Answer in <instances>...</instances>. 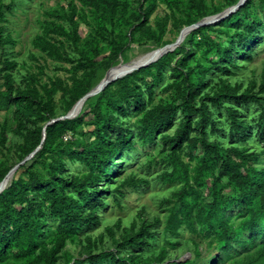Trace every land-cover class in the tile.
Masks as SVG:
<instances>
[{
  "label": "trees",
  "instance_id": "obj_1",
  "mask_svg": "<svg viewBox=\"0 0 264 264\" xmlns=\"http://www.w3.org/2000/svg\"><path fill=\"white\" fill-rule=\"evenodd\" d=\"M76 1L80 9L70 0L57 13L68 28L44 21L42 31L31 40L33 50L69 65L55 70L69 74L71 84L60 77L46 76L47 80H42L44 65L37 66L38 72L27 76L24 87L15 86L12 71L17 64L11 58L2 60L0 108L13 104V133L21 138L14 147L16 164L40 148L18 167L23 176L12 177L0 193V264L8 258H12V264H58L60 259L64 264H162L168 259L167 246L174 249L180 244L178 237L182 230L188 233L185 243L191 258L167 264H264V166L261 163L264 146L250 147L244 143L225 147L209 138V133L217 132L214 113L222 114L223 110L229 120L230 136L245 142L251 137L248 130L256 129L264 142V97L261 96L264 74L256 91V82L242 89V84L227 81L239 67L236 60L250 61L264 36V33L259 34L264 29V15L261 18L254 11V0H246L218 22L193 29L174 50L109 83L96 95L89 110L92 117L88 123L93 130L87 142L73 139L85 123L86 112L80 114V111L73 119L51 121L63 117L93 88L99 66H116L118 54L128 43L145 45L148 42L159 48L174 43L176 39L163 41L168 23L179 33L234 6L239 0H224V6H209L205 0H138L134 11L125 4L120 6L119 0ZM159 5L165 10H158ZM11 6V2L0 1V48L4 50L16 44L5 26L4 13H9ZM84 7L92 12L101 9L99 22L106 20L113 30L123 22L133 27L130 35L122 32L113 37L98 31V36L111 49L100 61L96 59L102 49L97 36L93 37L91 45L79 46L81 38L76 19L85 24ZM152 15L154 27L149 24ZM135 32H138L136 39ZM213 33L221 37L215 41ZM64 41L70 44L74 55L65 49ZM187 44L190 47H186ZM196 48H202L198 58ZM211 56L214 62L210 61ZM167 69L172 72V80L162 88L168 93L167 99L152 104L154 90L163 82ZM212 70L222 77L215 89L204 92ZM58 93L63 100L56 108ZM227 101L259 107L256 127L252 128L236 107L229 102L226 104ZM131 109L138 116L133 125L123 122ZM176 120L178 124L172 134H160ZM5 128L6 122L0 124V147L6 141ZM113 129L118 131L115 136L109 132ZM195 130L198 135L191 136ZM156 141L169 150L168 169L160 174V182L179 184L165 202L168 208L161 233L156 230L161 224L158 218L148 222L138 217L139 225L132 222L128 228H120L117 222L118 239H114L113 226L105 229L114 244L113 252L95 253L103 236L96 241L85 236L81 243L87 247V255L70 263L69 255L64 252L67 242L76 241L80 234L100 226L97 211L105 207L100 196L101 185L114 173H121L122 162H115L116 157L130 153L136 144L145 146ZM183 150L189 157L187 163L179 157ZM66 163H79L88 170L68 177L64 175ZM10 167L0 163V182ZM141 183L147 184V181L128 176L110 195L123 197L124 188L135 189ZM204 188L209 191V201L201 195ZM49 221L56 226L53 236L45 240L44 227ZM157 235L162 245L156 255L136 251L149 247V240ZM201 242L205 255H202ZM121 249L128 251L122 255Z\"/></svg>",
  "mask_w": 264,
  "mask_h": 264
},
{
  "label": "rangeland",
  "instance_id": "obj_2",
  "mask_svg": "<svg viewBox=\"0 0 264 264\" xmlns=\"http://www.w3.org/2000/svg\"><path fill=\"white\" fill-rule=\"evenodd\" d=\"M4 4L12 3L10 8V12H5V17L7 19L6 31L9 32L12 38L16 41L14 47H7V49L0 48V68L2 64V60L7 57L14 60L17 64L16 68L12 71L13 80L15 82V86L24 87L26 78L31 73H37V66H46L44 69L45 75H42L40 78L42 80H47L48 77H60L64 81L66 80L69 84L71 82L68 80L69 74L65 72H61L55 70L58 66L68 67L66 63H61L58 61H54L39 51L33 50L31 47V40L34 35L40 33L43 28L44 21H50L55 24L62 25L64 28H68V24L64 19L58 17L57 13L60 7H66V5L70 2V0H0ZM207 5H222L224 6V0H205ZM73 3L80 9L81 5L76 0H73ZM120 6L125 4L129 7L130 11H134L137 9L138 0H119ZM164 9V6L159 5L158 10ZM227 9V8H226ZM225 10V8H224ZM254 11L259 15H264V2H260L259 0H254ZM119 13V12H118ZM85 14V24L81 23L78 19H76L79 23L78 33L80 35L79 46L84 47L85 45H91L93 42V37L97 36L100 43L99 45L102 47L100 56L96 59L100 61L105 56H108L110 53V47L101 39L100 35L98 36V31L102 30L105 36H115L119 33H125L130 35L133 27H128L126 25L121 24L117 29L113 30L110 24L105 20L100 23V15L102 14V10L99 9L97 11H90L87 7H84ZM183 16V15H182ZM149 24L154 27V15L151 16L149 20ZM213 24V23H212ZM264 33V29L259 31V34ZM179 33L176 28L172 27L170 23L167 25V32L163 37L164 42H169L171 40H175L178 37ZM215 41L219 39L221 36H218L217 33L212 34ZM134 38L138 37V32L133 34ZM184 39L182 40V42ZM144 42V40H142ZM182 42L178 45L180 46ZM65 49L74 55V51L70 44L64 41ZM186 47H190L187 44ZM159 47H154L150 45V43H145V45H137L136 43L127 44L122 53L118 54L116 63L118 67L116 69L122 68L121 66L124 64H131L138 58L142 56L148 55L150 52L157 50ZM202 48H196L197 55L199 57V53ZM31 55H34L37 60L33 59ZM210 61L215 59L214 57H210ZM213 60L212 62H214ZM238 63V68L233 70V75L227 78V81L230 84H242V89H244L251 82H256L255 91L258 89V85L262 80V76L264 74V36L260 39L257 49L253 52L252 58L250 61H243L241 59L236 60ZM39 64V65H37ZM115 66V65H114ZM112 67V66H110ZM108 66H99L97 69V74L95 80L92 82V87L96 86L101 78L107 73L110 69ZM171 70L167 69L165 72V77L163 82L158 85L154 90V99L152 104H156L162 102L167 99L168 93L163 91V87L172 80ZM80 74V72L78 73ZM222 75L219 74L216 70H212V72L208 75V79L206 82L209 83V86L204 90V92L209 91L210 89H215L216 84L219 78ZM3 83L2 74L0 73V85ZM97 95V94H96ZM96 95L92 96L83 106L82 110H80V114L83 112L87 113L85 118V123L82 127L77 130V133L74 135L73 139L83 140L85 142L91 139L90 132L93 130V126L88 122L91 119V114L89 110L92 104L95 101ZM264 97V93L261 94ZM146 101V96L144 97ZM56 100V108H58L59 104L63 100L60 93L55 96ZM229 102V103H228ZM230 104L233 108H237L238 113L242 116L252 128L256 127V121L258 120L259 107L253 106L252 104H248L246 106L238 105L235 102L227 101L226 104ZM151 104V105H152ZM149 106V105H148ZM14 110L15 107L13 104H9L7 107L0 108V124L6 122L5 128V136L6 141L3 147H0V163L5 164L6 166H11L12 169L17 164V159L14 156V147L18 143L21 142V138L14 135L13 130L15 128L14 123ZM222 114L214 113V118L218 121L215 123V129L217 132L215 134L209 133V138L218 140L225 147L234 144L236 146L242 145L244 143L248 144L250 147L264 146V142L259 139V134L256 133L255 130H248V134H251V137L247 138L246 141H240L238 138L232 137L228 133L229 129V120L227 115L223 110L220 111ZM66 115V114H65ZM61 117V116H60ZM138 118L133 110H129L128 114L123 119V122L126 124L133 125L135 120ZM179 119V117H178ZM178 124V120H176L173 126L167 130L160 131V134H172ZM112 136H115L118 131L116 129L109 131ZM198 130H195L191 133V136H197ZM159 136L157 139H159ZM199 154V151H197ZM169 150L163 148L160 144V141H156L154 144L141 146L140 144H136L135 148L130 151V153H124L116 157L115 162H122L120 166L121 173L116 175L115 173L111 176L110 180L107 182H103L101 185V197L105 202V207L98 210V215L101 218L100 226L88 231L87 233H83L79 235V239L73 242H67L64 252L69 255L72 263L75 259H83L87 255V247L82 246V239L85 236H90L93 240H97L98 237L103 236L102 243L98 246L95 253L100 252L102 250L114 251V244L112 239L107 236L105 233V229L107 227L113 226L114 239H118L120 235V229L115 228V224L117 222L120 223V228H128L130 223L135 222L136 225H139V218L146 220L148 222L153 221L154 218H158L161 221V224L156 227V230L159 234L162 231V223L167 215L168 205L165 203L167 199L170 198L171 193L179 188V184L177 182L171 184H163L160 182V174L163 170L168 169L167 161H168ZM180 159L187 163L189 162V157L186 154V150H183L179 153ZM25 159V158H24ZM23 159V160H24ZM21 160L20 162H22ZM28 161V160H27ZM19 162V163H20ZM18 163V164H19ZM25 163V162H24ZM23 163V164H24ZM194 161L191 162L193 164ZM262 166H264V158L262 159ZM26 164H30L27 162ZM40 168L39 166H37ZM64 170L65 176H72L74 174H78L88 169L80 165L79 163H66ZM13 178H17L22 175V169H16L13 172ZM134 175L138 178H143L147 181V184L141 183L135 189L124 188L122 190L123 197L119 196H111L110 192L118 186L119 182H121L124 178ZM12 178V179H13ZM115 180V182H114ZM7 186V185H6ZM107 188V191L103 190ZM201 195L205 201H209V191L207 188L201 190ZM139 217V218H138ZM55 222H48L44 227L45 231V240L53 236V229L55 228ZM188 238V233L184 230L180 231V236L178 237L179 245L171 249L172 246H167L168 249V259L164 260L162 264H167L172 262L173 260L183 261L184 258H191V254L187 252V243L185 240ZM160 236L157 235L154 239L149 240V247L144 249H138L136 251L142 252L146 255L154 254L156 255L159 252L161 247V243L159 242ZM203 242H201V245ZM205 246L202 247V255H205V251L203 250ZM128 249H121V254H125ZM186 252V253H185ZM12 258H8L4 261L3 264H12ZM58 264H64V260L60 259Z\"/></svg>",
  "mask_w": 264,
  "mask_h": 264
},
{
  "label": "water",
  "instance_id": "obj_3",
  "mask_svg": "<svg viewBox=\"0 0 264 264\" xmlns=\"http://www.w3.org/2000/svg\"><path fill=\"white\" fill-rule=\"evenodd\" d=\"M246 0H239L234 6H231L225 10H223L222 12L210 16V17H206L202 20H200L199 22L185 27L183 28L180 32L178 37L176 38L174 43L171 44H167L165 46H163L162 48H158V55L156 57H154L153 59H151L150 61H146V62H142V63H138V64H134V65H130V64H124V72L122 74H120L119 76L116 77H110L109 74L110 72L115 69L116 67H118V65L110 68L107 73L104 75V77L101 79V81L94 86L88 93H86L81 99H79L73 106L72 108L66 113V115H64L63 117H59L56 118L54 120H52L51 122L60 120V119H73L75 117L78 116L80 110L82 109V106L84 104V102L98 94L102 89H104L109 83L114 82L117 79L122 78L123 76H125L126 74L131 73L132 71L138 70L142 67H146L149 64H151L152 62L156 61L158 58H160L162 55H164L167 52H170L172 50H174L184 39V37L193 29L199 27V26H204V25H208V24H212L215 22H218L222 19H224L225 17H227L228 15H230L231 13H233L235 10H237L240 6H242L245 3ZM78 105V109L77 111L75 110V107ZM49 122V123H51ZM47 123V124H49ZM45 128V127H44ZM44 128H43V139H44ZM40 147H38L36 150H34L29 156H27L22 162H20L19 164H17L16 166H14L8 173L7 175L3 178V180L0 182V193L5 189L6 186H4V180L5 178L9 175L12 174L20 165H22L24 162H26L27 160L31 159L32 156L34 155V153L39 149Z\"/></svg>",
  "mask_w": 264,
  "mask_h": 264
},
{
  "label": "bare ground",
  "instance_id": "obj_4",
  "mask_svg": "<svg viewBox=\"0 0 264 264\" xmlns=\"http://www.w3.org/2000/svg\"><path fill=\"white\" fill-rule=\"evenodd\" d=\"M158 55V50H155L153 52H150L148 55L146 56H142L140 58H138L137 60H135L133 63H131L130 65H134V64H138V63H142V62H146V61H150L151 59H153L154 57H156ZM122 68L120 69H113L109 76L110 77H116V76H119L120 74H122L124 72V67L123 65L121 66ZM78 109V105L75 107V110L74 111H77ZM13 174H9L5 180H4V186L8 185L13 177ZM9 181V182H8Z\"/></svg>",
  "mask_w": 264,
  "mask_h": 264
}]
</instances>
